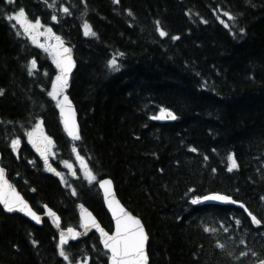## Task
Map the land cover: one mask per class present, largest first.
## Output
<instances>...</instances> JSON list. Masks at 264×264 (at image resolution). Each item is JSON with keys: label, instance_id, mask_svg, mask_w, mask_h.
<instances>
[{"label": "trees", "instance_id": "obj_1", "mask_svg": "<svg viewBox=\"0 0 264 264\" xmlns=\"http://www.w3.org/2000/svg\"><path fill=\"white\" fill-rule=\"evenodd\" d=\"M21 7L72 46L77 67L68 91L81 124L73 146L94 180L111 177L144 221L150 264L264 259V0H0V150L8 176L38 211L48 204L72 225L84 204L110 229L96 182L79 177L66 186L25 143L14 154L12 141L39 119L60 156L74 157L48 96L58 68L6 18ZM85 21L95 36L84 34ZM113 57L118 70L108 66ZM210 192L242 201L260 223L234 206L192 203ZM58 244L48 221L37 226L0 206L2 264H70L79 255L108 264L96 234L64 246L70 261Z\"/></svg>", "mask_w": 264, "mask_h": 264}, {"label": "snow or ice", "instance_id": "obj_2", "mask_svg": "<svg viewBox=\"0 0 264 264\" xmlns=\"http://www.w3.org/2000/svg\"><path fill=\"white\" fill-rule=\"evenodd\" d=\"M63 11L67 13L69 9L64 8ZM225 15H227L230 19L233 18L231 13H225ZM6 18L9 21L15 19L23 27L24 32L30 35L33 43L37 42V37L39 35L44 34L38 31L41 27L40 19L36 18L34 22L29 20L23 7L19 8L13 14L8 15ZM51 19L56 20L57 17L53 15ZM83 27L85 29V35H96L94 31H91L90 25L87 21H85ZM157 31L159 32V35L161 37L167 35V33L161 27H159V25L157 26ZM240 32L243 33L244 29L241 28ZM47 34L55 35L54 33H52L51 28L47 29ZM55 39L57 41V44L53 46V48L57 56V59H55V64L59 69V72L52 80L51 91L48 92V96L56 101V107L60 110L62 122L64 128L68 132V135L78 140L80 139V137L75 120V112L72 107L71 101L63 91L67 87L68 75L72 70L74 61L71 56V49L64 47L63 41L59 36H56ZM172 39H178V37L173 36ZM40 46L44 47V45ZM31 66L33 68L36 66L35 60L31 62ZM108 66L113 70H118L119 64L115 57L108 61ZM161 111L163 113H166L167 118L176 119L175 114L170 110L162 108ZM41 129L42 122L38 119L35 127L27 133L28 141L33 145L36 151L43 158L47 170L55 172L57 176H60L61 173L57 172L49 164L48 156L49 150L53 144L52 138L45 135ZM19 143V138L12 141L11 146L13 151L17 150ZM193 151H196V149H193ZM73 152L77 153V159L80 160L81 166L84 167V157L79 155V152L75 147L73 148ZM229 160L231 161L229 170L237 167L232 154H229ZM64 163L71 169V164H69L67 161H64ZM86 175L92 180L95 179V176L91 173V171H87ZM110 186V180L105 179L100 181V187L104 190L105 201L112 212L113 219L115 220V231L111 233L105 231V229L102 228L96 221L95 217L92 216V214L86 209L81 212V227L85 230L94 228L99 231L100 239L104 245V248L107 249L111 254L109 257L110 264H148V257L145 251V242L147 240V235L144 231L143 225L136 216H133L130 212H128L120 204V202L115 199L114 194L111 192ZM73 194H75V191H73ZM208 199L238 203L237 201H232L231 196L223 195L220 193H212L210 196L195 197L192 203H197L198 201ZM0 205H3L4 209L9 212L14 210L24 212L33 220L40 222V216L32 210V208L29 206L28 201L25 200L20 195V193L17 192L15 188L7 182V180L5 179V169L3 168H0ZM81 208L83 209V205H81ZM245 210L247 211V209ZM47 211L49 215L55 218L54 222H57L58 224L59 217L56 216V213H54L50 208ZM248 215L251 216L252 222L254 224L260 223V221L254 215H252L251 212H248ZM237 223H239V221H237ZM78 235H80V233H78L76 229L72 227H69L66 231H61L60 233V242L57 247L59 248V255L66 261L69 260V256L63 246L68 243L69 238L75 239ZM35 243L36 241H33V244ZM220 247H223V245H220ZM240 255L243 256L245 255V253L242 252ZM260 264H264V261H261Z\"/></svg>", "mask_w": 264, "mask_h": 264}, {"label": "water", "instance_id": "obj_3", "mask_svg": "<svg viewBox=\"0 0 264 264\" xmlns=\"http://www.w3.org/2000/svg\"><path fill=\"white\" fill-rule=\"evenodd\" d=\"M59 37H60V36H59ZM60 38H61L62 41H63V45H64V47H67V48H70V49H71V56H72V59H73V61H74V64H73L72 70H71V72H70L69 75H68V84H67V85H69V84H70V81H71L72 74H73L74 71L76 70L77 62H76V59H75V57H74L72 47H71L68 43H66V41H65L62 37H60ZM56 44H57V41H56V39L54 38V39H53V42H52V49H53L54 53H55V50H54L53 46H55ZM55 54H56V53H55ZM64 94L68 96L69 100H70L71 103H72V107H73L74 112H75V120H76V124H77V127H78V134L80 135V133H81V124H80V118H79V112H78V110H77V106H76L75 102L73 101V99H72V97H71V95H70L69 92H65ZM58 110H59V108H58ZM59 115H60V110H59ZM60 117H61V115H60ZM61 119H62V117H61ZM63 126H64V125H63ZM65 131H66L67 136H68L71 140H75L73 137H71V136L68 135V132H67L66 129H65ZM75 153H76V152H75ZM76 156H77V153H76ZM0 168L5 169V179L7 180V182H8L9 184H11V185L13 186L12 181H11V180L9 179V177H8L7 169L2 165V152H1V151H0ZM105 179L111 181V186H110V187H111V192L114 194L115 199L118 200V201L120 202V204H121V205H122V206H123L128 212H130L133 216H136V217L141 221V223H142V225H143V228H144V231H145V233H146V235H147V240H146V242H145V251H146V254H147V257H148V264H150V255H149V250H148L149 242H150V235H149L148 230H147V228H146V226H145V224H144V221L142 220L141 217L137 216V215L134 214L130 209H128V208L124 205V203L121 201L120 197L118 196V193H117V190H116V187H115L114 180H113L111 177H104V178H102V179L99 180L98 185H99V188H100L101 193H102V196H103V202H104L105 208H106V210L108 211V213L110 214V217H111V219H112V221H113V225H114V227H113V231H115V220L113 219V217H112V212H111V210L109 209L108 204H107L106 201H105L104 190H103V188L100 187V181H101V180H105ZM13 187H14V186H13ZM14 188H15V190H16L17 192L20 193V195H21L25 200H27V199L24 197V195H23V194H22V193H21L16 187H14ZM213 193H219V192H213ZM211 194H212V193H209V194L204 195V196H210ZM220 194H223V193H220ZM223 195H228V194H223ZM228 196H230V195H228ZM231 197H232V196H231ZM27 201H28V200H27ZM232 201H237L238 203H233V202H231V201H217V200H212V199L201 200V201H198V202L203 203V204H216V205H226V206H227V205H230V206H235V207H237V208H242V209H244V210L247 209L246 206H245L242 202H240V201L234 199V197H232ZM28 203H29V206L32 208V210L35 211V212L37 213V215L40 216V218H41V219H40V222H37V221L33 220L30 216L26 215L24 212H20V211H18V210H14V211L9 212V211H7L6 209H4L3 205H0V206L2 207V209H3L6 213H10V214L17 213V214H19V215H21V216L27 218L28 220H30L33 224H35V225H37V226H42V224H43V219L48 220V221L50 222V224L54 227V229H56V231L58 232L59 240H60V233H61V231H66L68 228L63 229V228L61 227L62 219H61V216L59 215V213H58L56 210H54L52 207L48 206V205H45V206H44V212H43V213H38V212L32 207V205L30 204L29 201H28ZM49 208H50L54 213H56V216L59 217L58 224H57V222H54V221H55V218H54L53 216H51V215L48 214V211H47V210H48ZM84 209H86L88 212H90V213L92 214V216L95 217L96 221L100 224V226H101L102 228H104V227L102 226V224L100 223V221L98 220V218L96 217V215H95L90 209H88L87 207H83V209L81 208V209L79 210V216H80V218H81V212H82ZM245 212L248 213V209H247V211L245 210ZM72 228H74V227H72ZM75 229H76V228H75ZM104 229H105V231H107L106 228H104ZM76 231H77L78 233H80V235L76 236L75 239L69 238L68 243L71 242V241H76L78 238H80V237H82V236H84V235H87L88 233H90V232H92V231H96V232L98 233L99 237H100V233H99V231L96 230V229H94V228H89V229H87V230H85V229L83 228L82 231H80L79 229H76ZM113 231H112V232H113ZM107 232H109V231H107ZM109 233H111V232H109ZM100 242H101V239H100ZM101 245H102L103 248H104V245H103L102 242H101ZM104 250L108 251V250L105 249V248H104ZM108 252H109V251H108ZM109 253H110V252H109ZM110 255H111V254H110ZM109 257H110V256H109ZM262 261H264V260H262ZM260 262H261V261H260ZM260 262H258V264H260ZM0 264H1V263H0ZM108 264H110V259H108Z\"/></svg>", "mask_w": 264, "mask_h": 264}, {"label": "rangeland", "instance_id": "obj_4", "mask_svg": "<svg viewBox=\"0 0 264 264\" xmlns=\"http://www.w3.org/2000/svg\"><path fill=\"white\" fill-rule=\"evenodd\" d=\"M12 22H14V24L17 26V27H20V29H22L23 30V32H24V29H23V27L15 20V19H13L12 20ZM42 26V25H41ZM43 28H41V30H40V33H44L43 35H39L37 38H42L43 40L41 41L42 43H43V41H44V39H45V36L47 35V27H45V26H42ZM25 33V32H24ZM25 35H28L29 36V38H30V35L29 34H27V33H25ZM31 39V38H30ZM32 40V39H31ZM43 45H44V50L47 52V53H50V57H51V61H52V65L53 66H55L56 67V64H55V59H57V56H55L54 54H53V52H52V49H51V45L49 44V43H47V44H45V43H43ZM47 49V50H46ZM53 55V56H52ZM58 72H59V69H58ZM67 89V87L63 90L64 92H65V90ZM34 127H35V125H34ZM33 127V128H34ZM32 128V129H33ZM31 130V129H30ZM29 130V131H30ZM42 130V129H41ZM28 133V132H27ZM26 137L28 138V136H27V134H26ZM25 140L26 139H20V143H19V145L18 146H22V144L25 142ZM32 147H33V145H32ZM34 148V147H33ZM35 149V148H34ZM52 153H53V150H52V148H50V150H49V155H52ZM42 160V162L44 163V160L43 159H41ZM60 161H59V163H57V164H52V167L55 169V170H58V171H61L62 172V176L60 177V179H61V181H63V184H65L66 186H68V187H71V177H75V178H77V177H79L78 175L79 174H73L72 173V169H70L65 163H64V161H67L69 164L71 163V162H73V160L72 159H67V158H63V157H60V159H59ZM44 166H45V164H44ZM45 169L47 170V168L45 167ZM48 171V170H47ZM49 172H52V171H49ZM84 179H86L87 181H89V182H92L93 180L92 179H90L87 175H84V176H82ZM19 182H20V184L23 186V187H25L24 185H25V183H26V181L24 180V179H20L19 180ZM39 203V202H38ZM77 208H76V210H78L79 208H80V206H76ZM219 234H223L222 233V230H220L219 229ZM228 235H230V233L228 234ZM67 253V252H66ZM68 254V253H67ZM70 255V254H69ZM68 255V256H69ZM256 255V254H255ZM70 257H71V255L69 256V260L68 261H70ZM77 259H76V261H74V262H72V263H70V264H90V257H89V255H85V256H78V257H76Z\"/></svg>", "mask_w": 264, "mask_h": 264}, {"label": "flooded vegetation", "instance_id": "obj_5", "mask_svg": "<svg viewBox=\"0 0 264 264\" xmlns=\"http://www.w3.org/2000/svg\"><path fill=\"white\" fill-rule=\"evenodd\" d=\"M42 132H43L45 135H47L45 131L42 130ZM47 136H48V135H47ZM51 138H52V142H53L52 146H53V145H55L56 141H55V139H54L53 137H51ZM27 142H28V144H29L30 146H32V144L29 143L28 138H27ZM52 146H51V147H52ZM37 155H38L39 158H42V157L40 156L39 153H38ZM48 159H49V163L55 161V159H56V154H55L54 151H53V154H52L51 156H50V155L48 156ZM51 164H52V163H51ZM70 164L72 165L71 169H72V172H73V173H75V172L78 170L79 172H77V173H79L80 175H82V174H83V175H86V172L89 171V170H88V167H87V165H86L85 162H84V164H85L84 167L81 166V163H79V162H75V161L71 162ZM66 226H67V225H66ZM79 226H81V221H80V223H79Z\"/></svg>", "mask_w": 264, "mask_h": 264}]
</instances>
